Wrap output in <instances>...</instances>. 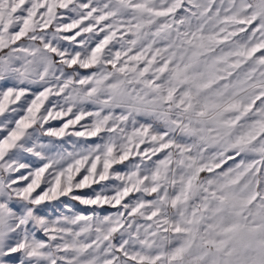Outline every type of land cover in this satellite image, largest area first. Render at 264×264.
Returning a JSON list of instances; mask_svg holds the SVG:
<instances>
[{
	"label": "snow or ice",
	"instance_id": "obj_1",
	"mask_svg": "<svg viewBox=\"0 0 264 264\" xmlns=\"http://www.w3.org/2000/svg\"><path fill=\"white\" fill-rule=\"evenodd\" d=\"M0 264H264V0H0Z\"/></svg>",
	"mask_w": 264,
	"mask_h": 264
},
{
	"label": "rangeland",
	"instance_id": "obj_2",
	"mask_svg": "<svg viewBox=\"0 0 264 264\" xmlns=\"http://www.w3.org/2000/svg\"><path fill=\"white\" fill-rule=\"evenodd\" d=\"M52 123H53L54 125H56V126H59V123H60V122H59V121H53ZM77 127H79V126H77Z\"/></svg>",
	"mask_w": 264,
	"mask_h": 264
}]
</instances>
